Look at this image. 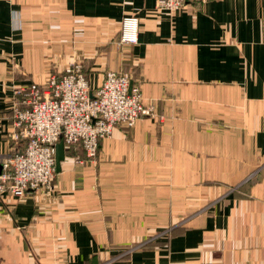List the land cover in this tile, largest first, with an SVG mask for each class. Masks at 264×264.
I'll use <instances>...</instances> for the list:
<instances>
[{
    "label": "crops",
    "instance_id": "0c3cea01",
    "mask_svg": "<svg viewBox=\"0 0 264 264\" xmlns=\"http://www.w3.org/2000/svg\"><path fill=\"white\" fill-rule=\"evenodd\" d=\"M76 61L92 90L130 71L152 113L95 161L65 147L50 192L1 194L0 264H264V0H0V172L15 89Z\"/></svg>",
    "mask_w": 264,
    "mask_h": 264
},
{
    "label": "built area",
    "instance_id": "2783aa9c",
    "mask_svg": "<svg viewBox=\"0 0 264 264\" xmlns=\"http://www.w3.org/2000/svg\"><path fill=\"white\" fill-rule=\"evenodd\" d=\"M206 0H156L161 12L173 13L189 3ZM139 19L123 18L119 45L138 42ZM130 71H109L101 85L90 88L83 64L73 62L58 75L43 83L15 89L21 101L13 105L14 126L21 129L24 146L8 157L0 172V195L22 198L39 191L50 192L56 174V145L79 147L85 157L95 161L100 141L109 137L115 126L133 127L152 113L145 106L140 85L130 82Z\"/></svg>",
    "mask_w": 264,
    "mask_h": 264
},
{
    "label": "water",
    "instance_id": "95a60500",
    "mask_svg": "<svg viewBox=\"0 0 264 264\" xmlns=\"http://www.w3.org/2000/svg\"><path fill=\"white\" fill-rule=\"evenodd\" d=\"M132 85H133V82L131 81L129 90H131ZM65 153H66V148L64 146V143L63 142H59L56 145V155H55V159H56V173L60 171V164L65 159Z\"/></svg>",
    "mask_w": 264,
    "mask_h": 264
},
{
    "label": "rangeland",
    "instance_id": "374dc122",
    "mask_svg": "<svg viewBox=\"0 0 264 264\" xmlns=\"http://www.w3.org/2000/svg\"><path fill=\"white\" fill-rule=\"evenodd\" d=\"M119 34H120V30H119ZM121 45H119V40H118V43H117V48H120Z\"/></svg>",
    "mask_w": 264,
    "mask_h": 264
},
{
    "label": "trees",
    "instance_id": "16d2710c",
    "mask_svg": "<svg viewBox=\"0 0 264 264\" xmlns=\"http://www.w3.org/2000/svg\"><path fill=\"white\" fill-rule=\"evenodd\" d=\"M83 71L86 73V71L84 70V68H83Z\"/></svg>",
    "mask_w": 264,
    "mask_h": 264
}]
</instances>
